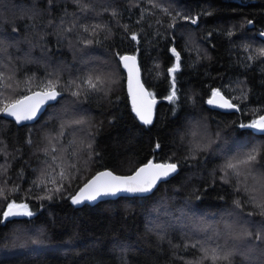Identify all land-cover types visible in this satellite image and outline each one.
I'll return each instance as SVG.
<instances>
[{
	"label": "trees",
	"instance_id": "1",
	"mask_svg": "<svg viewBox=\"0 0 264 264\" xmlns=\"http://www.w3.org/2000/svg\"><path fill=\"white\" fill-rule=\"evenodd\" d=\"M260 33L264 0H0V77H13L11 88L0 80V107L30 94V77L32 91L57 75L61 85L99 76L110 88L80 97L65 90L30 126L0 113V211L14 202L33 212L0 223V264H189L203 254L193 244L233 253L216 264H264V237L257 239L264 213L253 203L264 200V136L239 127L264 115ZM126 54L138 58L159 100L153 125L133 113L119 59ZM217 90L238 113L209 108ZM253 151L252 174L242 168L225 177L227 162ZM152 160L180 169L152 195L71 204L98 172L127 176ZM189 214L205 228L200 240L179 228ZM38 233L44 243H31Z\"/></svg>",
	"mask_w": 264,
	"mask_h": 264
},
{
	"label": "snow or ice",
	"instance_id": "2",
	"mask_svg": "<svg viewBox=\"0 0 264 264\" xmlns=\"http://www.w3.org/2000/svg\"><path fill=\"white\" fill-rule=\"evenodd\" d=\"M167 12V9H165ZM116 13L113 12V15ZM210 14V13H209ZM191 19V23H197V18H188ZM139 22V21H138ZM251 23V21H249ZM99 27V26H96ZM127 29V25L124 26ZM85 32H88V28H84ZM92 35L95 34V29H93ZM231 35V33H229ZM131 40L139 43L138 36L136 33H132L130 35ZM87 43H92L89 39ZM0 45H2V40H0ZM172 52L176 55L177 64L172 67L169 71L175 73L179 70V53L173 48ZM260 56H264V49L259 51ZM120 62H122L123 67L128 71V87L129 91L132 94L133 100V110L136 112V115L139 117L140 121L145 124L152 123V100L150 99L151 94L146 93V90L143 88V85L139 83L137 80V90L134 91L132 88V80L133 74L135 71H138L136 68V57L135 56H120ZM12 76L8 77H0V80L5 81L3 84L4 87L11 88L12 85L7 83L6 81L12 80ZM35 81V77H30L25 83L28 85L26 91L30 94L24 95L22 98H18L12 100L8 103H4L2 107H0V113H3L6 116L14 117L17 123L22 121L31 120L34 118L36 112L39 110V105L45 99H56L57 96L61 94V92L65 90H72L71 94L76 97H80L81 95H87L90 91H100L103 89L104 81L100 79L99 76L96 77L95 82L93 81L92 76L86 77L82 82L78 83L75 80H70L66 85H61L59 76H54L49 78L46 82H41V85L38 87L36 91L31 90V84ZM111 82V81H109ZM101 87L98 88L97 85ZM83 85V86H82ZM57 87H60V91H57ZM74 89V90H73ZM105 95L110 90V88L103 89ZM3 93H0L2 95ZM213 96L219 95V91H214ZM176 99V91H175V77L173 76L172 82V93L168 97L169 101H173ZM209 104H213V100L208 101ZM222 108H236L239 111V108L236 105L232 104L228 100H224L223 103L217 105ZM74 124H83L85 123L82 119H76L73 121ZM241 128H251L257 129L260 132H264V116H261L258 120H254L248 124H240ZM63 133L61 132V135ZM27 143L31 144L32 141L29 139ZM87 147L91 149V142L88 143ZM155 147L158 149L160 145L157 143ZM197 147H200L199 145ZM56 149L53 148L52 151ZM196 149H194L195 151ZM46 154H47V150ZM91 152L88 153L89 159H91ZM258 152L253 151L248 153L244 158L239 159L237 162H227L223 166V171L225 172V177L228 176V170H233L234 174L239 176L241 168L247 169L249 174H252L254 163L257 161ZM193 158H195L193 156ZM55 159V158H53ZM75 167V164L72 165ZM47 171V169H45ZM177 171V163L172 162L168 164H152L148 163L143 167H140L135 174L129 176H118L114 175L111 171L101 172L99 175L95 176L89 183L85 185V187L80 191L78 196L72 198L71 202L73 204H81L85 200L87 201H95L98 196H115L117 193H127V194H144L150 193L155 187L156 183L164 178L166 179L169 175L175 173ZM256 174L260 175L261 171L259 168L256 170ZM43 175V173H42ZM61 177H63L64 172L60 173ZM255 179V176H253ZM227 179H225V183H227ZM35 183V181L33 182ZM60 188H56V191H59ZM51 199V196L48 197ZM253 203L256 207L261 209V212L264 213V200L257 199L253 197ZM237 205L239 206V202L237 201ZM6 211H0V223L8 221L10 217L17 216H28L31 217L33 213L27 210V204H16V203H8L6 205ZM19 209H24V211H20ZM251 215V213H249ZM42 233H38L35 239H31V243L33 244H43L44 240L41 239ZM264 237V226L259 229L257 239H261ZM2 247V246H0ZM193 248L199 247V250L203 253L202 256L196 260L195 262H189V264H204L205 260H211L213 264H216L217 261H230L233 253L226 248H207L203 245H192Z\"/></svg>",
	"mask_w": 264,
	"mask_h": 264
},
{
	"label": "water",
	"instance_id": "3",
	"mask_svg": "<svg viewBox=\"0 0 264 264\" xmlns=\"http://www.w3.org/2000/svg\"><path fill=\"white\" fill-rule=\"evenodd\" d=\"M259 38L262 39L264 41V33H260L259 34ZM127 56H135V55H132V54H126ZM125 56V55H124ZM136 57V56H135ZM122 64V62H121ZM123 66V64H122ZM124 68V67H123ZM136 68L138 69V71H135L134 74H133V80H132V88L134 91H138L137 90V80L139 81L140 84L143 85V88L146 90V93H150V91L147 89V87L145 86L144 82H143V77H142V71H141V68H140V64H139V60L138 58L136 57ZM125 73H126V90H127V93H128V97H129V101H130V104L132 106V110H133V100H132V94L130 93L129 91V87H128V80H127V77H128V71L127 69H125ZM58 91V90H57ZM220 93V92H219ZM151 94V93H150ZM62 97V94H60L59 96L56 97V99L52 100V99H45L42 103H40L39 105V110L36 112L35 116L33 119L31 120H26V121H22L20 123H17L15 121V118L14 117H10V116H6L3 114V116L8 119V120H11L13 122H15L18 126H30V125H34L35 123H37L42 117L43 115L46 113L47 109L52 106V105H55L59 99ZM150 99L152 100V116H151V119H152V123L151 124H148V125H145L143 124L139 117L136 115V112L133 110V113L135 114V116L137 117L139 123L143 126H149V125H153L155 120H156V110H157V107H158V104H159V100L154 98L152 95L150 96ZM211 100H213V104H209L208 103V106L210 109L212 110H216V111H219V112H222V113H226V114H232V113H238L239 111L236 110V108H222V107H218L217 105L223 103L224 100H228L232 103V101L230 99H228L223 93H220L219 95L217 96H212L211 97ZM233 104V103H232ZM237 107V106H236ZM264 116V115H263ZM254 132L257 134V135H260V136H264V132H260L259 130L257 129H253ZM148 163H152V164H168V163H163V162H155L154 160L148 162ZM146 163V164H148ZM146 164L140 166V167H143L145 166ZM139 167V168H140ZM138 168V169H139ZM137 169V170H138ZM136 170V171H137ZM179 167L177 165V171L171 175H169L166 179L162 178L160 179L155 187L153 188V190L150 192V193H144V194H127V193H117L115 196H98L97 199L95 201H87L85 200L83 203L81 204H73L71 202L72 198L75 197V196H78L80 191L85 187V185L87 183H89L92 179L95 178V176L99 175L101 172H104V171H111V170H104V171H101V172H98L96 175H94L85 185H83L81 187V189L71 198L70 202L71 204L76 207V208H81L85 205H90V206H96L98 205L99 203L101 202H105V201H115V200H118L119 198H130V197H138V198H144V197H148L150 195H152L156 189L159 188V186L166 182V181H169L171 180L172 178H174L176 175H178L179 173ZM135 171V172H136ZM114 175H118V176H126V175H119V174H116L114 173L113 171H111ZM135 172L133 174H135ZM131 174V175H133ZM129 176V175H127ZM11 218V217H10Z\"/></svg>",
	"mask_w": 264,
	"mask_h": 264
},
{
	"label": "rangeland",
	"instance_id": "4",
	"mask_svg": "<svg viewBox=\"0 0 264 264\" xmlns=\"http://www.w3.org/2000/svg\"><path fill=\"white\" fill-rule=\"evenodd\" d=\"M227 142L225 143V141H224V143L221 144L222 146H224V145L226 146V148H224L223 150H227V147H228L227 146ZM228 145L230 146V144H228ZM240 172L243 175V173L245 171L241 168ZM19 210L20 211H24V209H19ZM27 210L31 211L30 208H29V206H28ZM180 216H182V213L180 214ZM17 217H28V216H17ZM187 217H188L187 219H184L183 220V222H182L181 226H179V228L183 231L184 230V225L186 227H189L192 232L195 231L197 238L200 240L205 235V232H204L205 231V228L201 224H199L200 217H197V216H195L193 214H189ZM201 231H203L202 234L200 233ZM210 240H211V236L209 238V241ZM27 253L33 255V252H31V251H29V252L27 251Z\"/></svg>",
	"mask_w": 264,
	"mask_h": 264
}]
</instances>
